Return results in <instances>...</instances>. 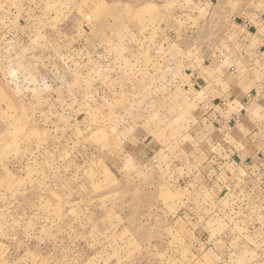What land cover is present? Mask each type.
<instances>
[{
  "label": "rangeland",
  "instance_id": "374dc122",
  "mask_svg": "<svg viewBox=\"0 0 264 264\" xmlns=\"http://www.w3.org/2000/svg\"><path fill=\"white\" fill-rule=\"evenodd\" d=\"M220 6L0 0V264H264L243 187L198 179Z\"/></svg>",
  "mask_w": 264,
  "mask_h": 264
},
{
  "label": "crops",
  "instance_id": "0c3cea01",
  "mask_svg": "<svg viewBox=\"0 0 264 264\" xmlns=\"http://www.w3.org/2000/svg\"><path fill=\"white\" fill-rule=\"evenodd\" d=\"M213 1L218 8L221 3L226 7L222 15L227 14L232 24L225 48L221 49L220 41L213 42L212 53L205 58L217 66L200 89L198 132L193 136L198 144L194 153L202 161L198 179L202 184L213 181L217 192L220 188L232 192L230 198L236 197L241 185L247 223L258 218L264 223V0ZM214 7L209 10L212 16ZM238 170L244 174L239 179L242 184L232 175ZM234 209L230 204V212ZM217 215H221L219 211ZM217 222L213 220V224Z\"/></svg>",
  "mask_w": 264,
  "mask_h": 264
},
{
  "label": "built area",
  "instance_id": "2783aa9c",
  "mask_svg": "<svg viewBox=\"0 0 264 264\" xmlns=\"http://www.w3.org/2000/svg\"><path fill=\"white\" fill-rule=\"evenodd\" d=\"M235 154H234V152L232 153V155L231 156H234ZM234 161V160H233Z\"/></svg>",
  "mask_w": 264,
  "mask_h": 264
}]
</instances>
